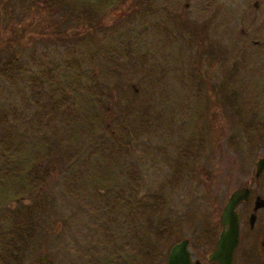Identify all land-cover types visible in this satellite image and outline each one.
<instances>
[{"label": "rangeland", "instance_id": "obj_1", "mask_svg": "<svg viewBox=\"0 0 264 264\" xmlns=\"http://www.w3.org/2000/svg\"><path fill=\"white\" fill-rule=\"evenodd\" d=\"M263 119L264 0H0V264L207 249Z\"/></svg>", "mask_w": 264, "mask_h": 264}, {"label": "flooded vegetation", "instance_id": "obj_2", "mask_svg": "<svg viewBox=\"0 0 264 264\" xmlns=\"http://www.w3.org/2000/svg\"><path fill=\"white\" fill-rule=\"evenodd\" d=\"M243 125L244 124L241 126ZM259 125L260 128L255 129L261 134L260 137H264V123ZM260 141H262V146L259 147L257 154L254 159H252L253 161L250 162L249 159H246L245 161V166L248 167L250 165L252 167L251 172L248 173V171L245 170L243 176L240 177L232 174L233 179L231 184L233 185V188L231 187L229 189L225 199L226 203L235 191H240V197L234 206L238 223V241L233 251L232 264H264V148H262L264 147V139ZM261 160L262 165L260 169L257 170L256 163ZM237 177L241 178L239 184H237L238 182L235 183ZM217 235L213 237V241L211 242L212 244H210L207 249H203L204 247L199 245L200 247L196 253L194 250L191 251L189 249L191 244L190 239L187 237L182 238L188 240V250L191 254V264L195 261H199V264H216L213 262H207L206 257L209 251L215 247ZM182 239H178L175 242ZM170 247L166 252L163 264L166 263ZM38 264H40V262H38Z\"/></svg>", "mask_w": 264, "mask_h": 264}, {"label": "water", "instance_id": "obj_3", "mask_svg": "<svg viewBox=\"0 0 264 264\" xmlns=\"http://www.w3.org/2000/svg\"><path fill=\"white\" fill-rule=\"evenodd\" d=\"M253 6H258V1L253 2ZM262 160L256 163L257 170L260 169ZM240 197V191H235L227 202L224 204L219 220L221 228L218 232L215 247L209 251L206 261L216 264H232L233 251L238 241V223L237 215L234 210L235 203ZM191 254L188 250V240L182 239L171 245L165 264H191ZM36 260L40 264H52V259H47L45 255L37 256ZM193 264H199L195 261Z\"/></svg>", "mask_w": 264, "mask_h": 264}, {"label": "trees", "instance_id": "obj_4", "mask_svg": "<svg viewBox=\"0 0 264 264\" xmlns=\"http://www.w3.org/2000/svg\"><path fill=\"white\" fill-rule=\"evenodd\" d=\"M2 40H4L5 42H7V40L5 38H3Z\"/></svg>", "mask_w": 264, "mask_h": 264}]
</instances>
